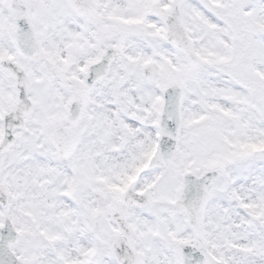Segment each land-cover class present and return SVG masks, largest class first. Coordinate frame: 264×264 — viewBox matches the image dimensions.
<instances>
[{
	"label": "snow or ice",
	"instance_id": "1",
	"mask_svg": "<svg viewBox=\"0 0 264 264\" xmlns=\"http://www.w3.org/2000/svg\"><path fill=\"white\" fill-rule=\"evenodd\" d=\"M0 264H264V0H0Z\"/></svg>",
	"mask_w": 264,
	"mask_h": 264
}]
</instances>
